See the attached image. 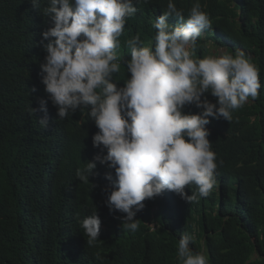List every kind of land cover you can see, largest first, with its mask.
<instances>
[{
	"label": "trees",
	"instance_id": "1",
	"mask_svg": "<svg viewBox=\"0 0 264 264\" xmlns=\"http://www.w3.org/2000/svg\"><path fill=\"white\" fill-rule=\"evenodd\" d=\"M94 1L0 0V264H264V0Z\"/></svg>",
	"mask_w": 264,
	"mask_h": 264
},
{
	"label": "rangeland",
	"instance_id": "2",
	"mask_svg": "<svg viewBox=\"0 0 264 264\" xmlns=\"http://www.w3.org/2000/svg\"><path fill=\"white\" fill-rule=\"evenodd\" d=\"M188 30H190V28H188ZM178 47V53L188 56L191 55L192 52V44L186 41H180L178 40L177 45ZM224 51H225V47H214L212 44H210V52H211V58L216 59V60H220L223 55H224ZM251 94V92H249ZM243 99L246 100V98L244 96H239V99ZM237 98V100H239ZM240 101V100H239Z\"/></svg>",
	"mask_w": 264,
	"mask_h": 264
},
{
	"label": "clouds",
	"instance_id": "3",
	"mask_svg": "<svg viewBox=\"0 0 264 264\" xmlns=\"http://www.w3.org/2000/svg\"><path fill=\"white\" fill-rule=\"evenodd\" d=\"M239 3H241V0H237ZM82 2H83V4H84V6L85 7H89L92 3H94L95 1L94 0H82ZM115 21H117V13H116V10L115 9H113V10H111V14H110V16L109 17H107V18H105V19H99V25H100V27H101V29H103V31H104V34H106V33H110V31H111V28H112V25H113V23L115 22ZM106 32V33H105ZM190 43V42H189ZM248 95H250V93L249 92H247V94H240L239 96L241 97V96H244L245 98H246V100H243V99H239V97H238V99L240 100V101H244V102H249V96ZM151 226H153V224H150Z\"/></svg>",
	"mask_w": 264,
	"mask_h": 264
}]
</instances>
